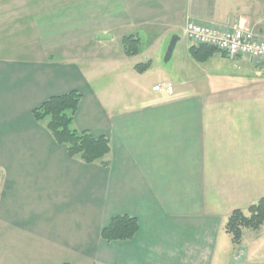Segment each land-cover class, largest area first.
I'll return each mask as SVG.
<instances>
[{"label":"crops","instance_id":"obj_1","mask_svg":"<svg viewBox=\"0 0 264 264\" xmlns=\"http://www.w3.org/2000/svg\"><path fill=\"white\" fill-rule=\"evenodd\" d=\"M188 21L264 40V0H0V264H264L263 250L241 248L247 236L263 241L264 226L243 231L239 252L225 250L229 218L264 198L263 65L195 45ZM83 23L100 45L119 28L139 40L138 54L121 42L117 57L79 56ZM178 32L188 42L172 69L143 84L152 62L131 60ZM161 82L172 95L154 91ZM73 91V127L110 141L106 166L69 157L34 118ZM121 216L137 233L106 242Z\"/></svg>","mask_w":264,"mask_h":264},{"label":"trees","instance_id":"obj_2","mask_svg":"<svg viewBox=\"0 0 264 264\" xmlns=\"http://www.w3.org/2000/svg\"><path fill=\"white\" fill-rule=\"evenodd\" d=\"M122 43L127 55L138 54L139 40L128 36L122 40ZM202 47L217 50L214 47ZM148 68L149 64L143 66L144 70ZM81 99L82 95L77 91L52 97L34 110V118L37 122L46 125L58 144L67 148L69 157L79 159L89 165L100 163L106 166L105 159L111 152L110 141L105 137L95 138L89 132H81L73 127ZM263 226L264 198L250 206L247 211H235L229 218L225 229L232 237V243L238 246L242 243L245 229L259 231ZM138 229L139 224L136 219L128 216L116 217L102 231V238L106 242L126 241L132 239Z\"/></svg>","mask_w":264,"mask_h":264},{"label":"rangeland","instance_id":"obj_3","mask_svg":"<svg viewBox=\"0 0 264 264\" xmlns=\"http://www.w3.org/2000/svg\"><path fill=\"white\" fill-rule=\"evenodd\" d=\"M75 1L79 5H80V3L84 2V0H75ZM61 5H62V3H61ZM101 17L102 16H101L100 8H97V10L95 11V15H93V22L95 23V26H97V28H100V26L102 28L105 27L104 25H101V23H100ZM84 23H85V21H84ZM84 23L79 27V29L77 31L78 32V34H77L78 35L77 46H78V55L79 56H86L88 58H90V56H93V58L97 59V62H100V61L102 62V59H104L107 56V54H109V53L116 54V52H113L114 49H117V52L118 51L121 52V50H122V52H124V48H122V46H121L122 45L121 44L122 38L124 35L122 36V33L120 31L118 32L119 28H112L110 31V33H113L115 36L114 41H112L111 43L110 42H108V43L103 42V45H100L99 42L94 41L93 37L88 34L89 31L86 29V26L84 25ZM94 29H95V27H94ZM86 32H87V34H86ZM175 37H178L180 40H179L178 46L175 50L173 60H168L167 59L168 50H169V48H170ZM139 38L143 40V43L145 45L149 44V39H146L142 35L139 36ZM108 40H110V39H108ZM185 42H188V41L183 38L181 33L178 32V33H175L173 35L170 34V35H168L162 39L161 43L159 44V46L157 47L156 50L154 48L148 53L147 56L131 60L132 63H135V64H137V63L145 64L148 61L152 62V65H153V71L152 72H154V73L151 77H153V78H151L148 82H145V83L143 82V84L150 85L152 87V86H154V81H156V80H154V78L155 79L157 78V77H154L156 74L155 73L156 71L171 70L176 58L182 53V50L184 49L183 44H185ZM126 54H125V56L128 57L129 55L127 56ZM117 56H119V55L116 54V57ZM99 64H101V63H99ZM101 84H102L101 81H99V82H98V80L94 81V85H95V87H97V89L99 87H101ZM250 231L252 232V230H250ZM241 248H245L246 250H251V251H261V250L264 251V238H263V241H260L257 243H252L250 241L249 236H247L244 239ZM225 250L229 251L230 253L233 254L235 252H239L240 248L235 246L228 239V248H225Z\"/></svg>","mask_w":264,"mask_h":264},{"label":"built area","instance_id":"obj_4","mask_svg":"<svg viewBox=\"0 0 264 264\" xmlns=\"http://www.w3.org/2000/svg\"><path fill=\"white\" fill-rule=\"evenodd\" d=\"M185 35L195 45L214 47L229 58L246 56L260 61L264 72V40L245 27L235 26L225 30L213 24L188 21ZM154 91L172 95L173 87L166 82H161L154 87Z\"/></svg>","mask_w":264,"mask_h":264},{"label":"water","instance_id":"obj_5","mask_svg":"<svg viewBox=\"0 0 264 264\" xmlns=\"http://www.w3.org/2000/svg\"><path fill=\"white\" fill-rule=\"evenodd\" d=\"M98 38L99 39H102V40H104V39H111L110 36H99ZM172 48H173V44L171 45L170 52H171ZM170 52H169V54H170Z\"/></svg>","mask_w":264,"mask_h":264}]
</instances>
